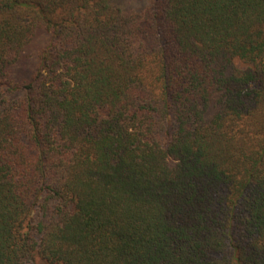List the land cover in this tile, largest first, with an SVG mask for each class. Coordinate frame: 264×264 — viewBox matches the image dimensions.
<instances>
[{
	"label": "trees",
	"instance_id": "obj_1",
	"mask_svg": "<svg viewBox=\"0 0 264 264\" xmlns=\"http://www.w3.org/2000/svg\"><path fill=\"white\" fill-rule=\"evenodd\" d=\"M133 1L0 0V264H264V0Z\"/></svg>",
	"mask_w": 264,
	"mask_h": 264
},
{
	"label": "rangeland",
	"instance_id": "obj_2",
	"mask_svg": "<svg viewBox=\"0 0 264 264\" xmlns=\"http://www.w3.org/2000/svg\"><path fill=\"white\" fill-rule=\"evenodd\" d=\"M138 3H139V0H137V1H133L131 4H132V5H137ZM28 63H29V66L35 67L36 64H37V60H36V58H35L34 56H30V58H29V60H28ZM35 264H45V263H42V262H40V261L38 260V261H36Z\"/></svg>",
	"mask_w": 264,
	"mask_h": 264
}]
</instances>
